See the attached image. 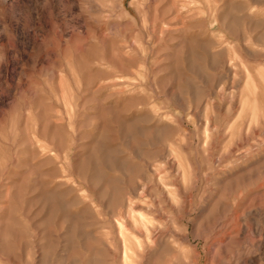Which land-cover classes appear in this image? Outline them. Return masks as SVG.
Segmentation results:
<instances>
[{
  "label": "rangeland",
  "instance_id": "rangeland-1",
  "mask_svg": "<svg viewBox=\"0 0 264 264\" xmlns=\"http://www.w3.org/2000/svg\"><path fill=\"white\" fill-rule=\"evenodd\" d=\"M0 264H264V0H0Z\"/></svg>",
  "mask_w": 264,
  "mask_h": 264
}]
</instances>
